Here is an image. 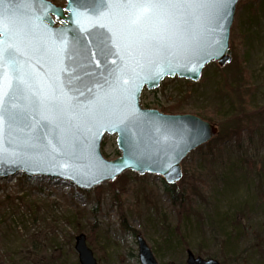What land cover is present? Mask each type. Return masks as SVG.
Here are the masks:
<instances>
[{"label":"water","instance_id":"water-1","mask_svg":"<svg viewBox=\"0 0 264 264\" xmlns=\"http://www.w3.org/2000/svg\"><path fill=\"white\" fill-rule=\"evenodd\" d=\"M239 1L232 0L224 20L141 22L143 34L160 38L164 50L130 36L101 0H65L63 6L51 0L0 2V53L9 45L17 49L28 85L11 101L18 112L14 122L0 117V178L46 175L89 190L131 170L176 183L182 160L219 127L196 114L145 108L141 94L167 77L198 81L212 61L229 63ZM4 29L11 31L5 35ZM0 74H12L2 54ZM107 134L117 135L115 158L102 152ZM75 240L80 264H98L86 235ZM137 241L141 264H159L145 238L138 235ZM186 262L222 264L191 249Z\"/></svg>","mask_w":264,"mask_h":264},{"label":"rangeland","instance_id":"rangeland-1","mask_svg":"<svg viewBox=\"0 0 264 264\" xmlns=\"http://www.w3.org/2000/svg\"><path fill=\"white\" fill-rule=\"evenodd\" d=\"M51 1L65 5V0ZM239 2L230 49L233 53L235 30L237 67L246 86L239 89L241 96L231 93L234 79L218 71L215 61L198 81L167 77L157 89H144L140 98L142 105L162 106L192 89L183 113L211 116L198 115L218 125L217 135L208 141L216 143L190 152L174 184L131 170L89 190L46 175L18 172L0 178V257L7 264H80L75 249L80 233L98 264H141L138 234L159 264H187L188 249L223 264H264V0ZM234 119L239 132L220 133ZM116 138L105 136L106 157L120 155ZM165 183L186 202L174 203ZM221 219L226 220L229 247L211 231V224Z\"/></svg>","mask_w":264,"mask_h":264},{"label":"snow or ice","instance_id":"snow-or-ice-1","mask_svg":"<svg viewBox=\"0 0 264 264\" xmlns=\"http://www.w3.org/2000/svg\"><path fill=\"white\" fill-rule=\"evenodd\" d=\"M231 3L232 0H111V3H108V0H101L100 7L108 8L110 12L115 10L117 19L125 22L123 26L130 36L148 40L154 47L164 50L160 38L157 36L149 38L143 34L141 22L155 21L165 25L177 17L183 18L185 23L194 18L224 20ZM98 26L107 27L104 24ZM108 30L112 31L110 28ZM10 31L11 29H4V34L8 35ZM0 54L7 58L12 73L10 78L7 74H0V117L7 116L8 122L12 123L18 112L11 101L14 94L22 92L28 85L20 74L17 49L9 45Z\"/></svg>","mask_w":264,"mask_h":264},{"label":"trees","instance_id":"trees-1","mask_svg":"<svg viewBox=\"0 0 264 264\" xmlns=\"http://www.w3.org/2000/svg\"><path fill=\"white\" fill-rule=\"evenodd\" d=\"M248 1H251V0H240L239 2V6H242V5H245L246 3H248ZM263 2V0H262ZM262 2H260L257 6L258 7H261L262 6ZM258 10L260 8H257ZM255 12V11H254ZM236 36H237V33L236 31L234 30V33L232 35V49H233V53H234V60L231 61L230 63H228V65H226L225 67H220V66H217L216 65V69L220 72H222L224 75H228L230 74L231 78L230 79H234L233 82H234V85H233V88L231 89V93H237L239 96H241V91H239V89H241L243 86H245V84L243 85L242 84V80H243V70L242 68H238L237 66V61H236V55H237V50H238V44L235 43L236 41ZM238 37V36H237ZM233 53H232V56H233ZM234 63V66L232 65ZM211 64H215V62H212ZM210 65V64H209ZM230 69V70H229ZM234 74V75H233ZM248 74V73H246ZM233 76V77H232ZM196 84H193V86H195ZM246 87V86H245ZM250 93H248L247 96H249ZM191 96H193V92H192V89H190V91H188L187 93H185L184 95L180 96L179 98H177L174 102L170 103V104H167V105H162V106H158L157 105V102L156 103H151V102H145L143 104V106L147 107V108H158L160 109L162 112H165V113H183V112H187V109H186V101L191 98ZM151 104H154V106H151ZM156 104V105H155ZM254 107V106H253ZM198 115H202L204 116L205 118H208V119H211L208 116H206L207 114L205 113H201L199 114L200 112H196ZM246 120L248 121V118H246ZM238 120L237 119H234V122L232 121V123L234 125L232 126H228V127H222V129L220 130V133H224L226 132V135L229 136L230 133L228 130H231V132H235V133H238L239 132V129L238 127L236 126ZM242 122V120H239V124ZM222 131V132H221ZM254 131V129H253ZM252 131V132H253ZM213 143H216V140H213L211 142H208L207 143V147H211L213 145ZM203 150V147H199L198 148V151H202ZM186 171H187V168H185ZM165 189H166V192L170 195V198L172 199V201L174 203H179L178 201H180L181 203L183 202H186V199L180 197V196H176V190H174V187L165 183ZM178 199V201H177ZM188 202H189V199H188ZM225 222L226 220L225 219H221L219 220V223L218 222H212L213 224L212 225V229L211 231L214 233V230L217 231V234L214 235V236H218L219 237V243L222 244H226L227 242H229L231 239L229 237H227V234H226V226H225ZM218 226V227H217ZM216 227V228H215ZM229 240V241H228ZM0 264H7L6 261H4L1 257H0Z\"/></svg>","mask_w":264,"mask_h":264},{"label":"bare ground","instance_id":"bare-ground-1","mask_svg":"<svg viewBox=\"0 0 264 264\" xmlns=\"http://www.w3.org/2000/svg\"><path fill=\"white\" fill-rule=\"evenodd\" d=\"M138 235H139V234H138ZM138 235H137V237H138ZM228 241H229V240H228ZM137 242H138V241H137ZM228 245L231 246V243L228 242V243L224 244L223 246H224V247H229ZM191 251L193 252V250H191ZM193 253H194V252H193ZM194 254H195V253H194ZM195 256H196V257H201V258H205V259H207V257H204V255H201L200 253L195 254ZM211 257H212V256H211ZM216 259H217V258H216ZM218 260H219V259H218Z\"/></svg>","mask_w":264,"mask_h":264}]
</instances>
